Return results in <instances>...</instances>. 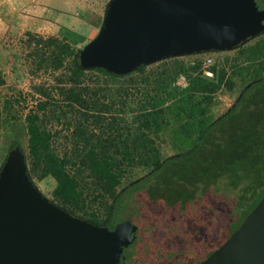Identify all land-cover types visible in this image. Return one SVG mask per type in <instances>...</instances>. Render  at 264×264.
Returning <instances> with one entry per match:
<instances>
[{
	"label": "trees",
	"instance_id": "obj_1",
	"mask_svg": "<svg viewBox=\"0 0 264 264\" xmlns=\"http://www.w3.org/2000/svg\"><path fill=\"white\" fill-rule=\"evenodd\" d=\"M259 2L264 7V0ZM59 51V63L62 57L68 58L73 82L61 94L67 106L84 109V120L90 117L96 122L101 117L87 115L85 111L90 108L100 111L95 92L102 88L74 84L86 71L98 72L113 81L137 74L143 82L132 94V99L136 98L133 115L136 125L124 135L116 125L113 135L102 130L96 133L95 128L81 125L74 127V135L83 143L77 151L80 163L112 195L103 218L83 219L111 229L130 216L135 223L130 222L139 229L144 222L154 228L155 223H149L150 216L141 212V208L157 209L154 215L159 225L178 227L177 233H167V249L177 259L176 263H169L180 264L183 255L190 252L193 261L182 260V264H197L238 226L264 194V75L250 81L226 112L207 121L203 115L208 102L202 103V99L218 88L222 72L207 80L192 76V71L175 63L166 73L164 70L148 73L146 66L140 65L134 72L116 75L101 68L82 69L78 65V50L74 51L68 43L60 45ZM180 73L187 75L183 88L175 85ZM123 92L127 94L126 89ZM169 100L174 121L185 129L194 124L196 129L192 130V138L191 131L182 134V138H191L184 150L161 159L152 134L168 126L164 115L168 105L164 104ZM36 106V111L25 117L31 166L39 168L41 176L54 178L55 197L63 202L75 201L80 191L76 177L67 167V155H59L50 147L49 133L37 123L38 112L45 109L46 101L40 100ZM181 112L186 118L179 117ZM111 126L109 123L107 128ZM15 145L17 142L13 141L11 146ZM135 164H148L151 169L115 192L123 170ZM160 206L166 211L164 215L160 214Z\"/></svg>",
	"mask_w": 264,
	"mask_h": 264
},
{
	"label": "rangeland",
	"instance_id": "obj_2",
	"mask_svg": "<svg viewBox=\"0 0 264 264\" xmlns=\"http://www.w3.org/2000/svg\"><path fill=\"white\" fill-rule=\"evenodd\" d=\"M107 2L108 0H0V165L12 147L11 143L17 142L24 154L28 176L37 189L50 201L80 218H103L112 195L80 163L77 151L83 143L80 137L74 135V127L81 125L95 128L96 133L102 130L105 134L111 132L113 135L116 134V125L124 135L136 125L133 121L136 98L132 99V94L135 93V88L143 84L137 74L113 81L98 72L86 71L74 84L79 87L88 84L92 89L96 86L102 88L95 92L100 111L96 108L85 111L87 115L101 116L96 122H92V118L88 116L84 120V109L76 105L73 108L67 106L61 94L73 82L68 58L62 57L60 63L58 61L60 45L68 43L76 51L92 39L99 30ZM255 2L262 8L259 0ZM175 63H181L186 70L192 71V76L199 75L207 80L223 73L218 88L202 99V103L208 102L203 117L207 121L215 120L234 104L250 81L258 75H264V32L231 49L167 57L145 65V69L148 73L158 70L166 73ZM205 70L210 71L211 76L206 75ZM186 84V73L178 74L175 85L183 88ZM123 88L127 90V94H124ZM40 100L46 101V107L38 112L37 123L49 133L50 147L59 155H67V167L76 177L80 191L75 201L63 202L55 197L52 193L54 178L50 175L41 176L39 168L33 169L31 166L25 117L36 111V104ZM171 101L164 104L168 105L164 111L168 126L152 134L161 159L184 150L193 136L192 130L196 129L194 124L185 129L174 121L173 107L169 106ZM179 117L186 118L183 112ZM109 123L112 126L108 129ZM184 131H191V138H182ZM150 169L148 164L127 166L114 191L117 192L144 176ZM159 211L160 214L166 212L162 206ZM141 212L149 215V223H155L156 226L150 228L144 222L134 244L128 249L124 248V253L131 257L125 264H142L145 259L162 260L163 264L176 263L177 259L167 249V233H177V224L167 228L159 225L158 217L154 215L157 209L142 207ZM124 219L135 223L130 216H125ZM182 260L192 262L190 252H186Z\"/></svg>",
	"mask_w": 264,
	"mask_h": 264
},
{
	"label": "water",
	"instance_id": "obj_3",
	"mask_svg": "<svg viewBox=\"0 0 264 264\" xmlns=\"http://www.w3.org/2000/svg\"><path fill=\"white\" fill-rule=\"evenodd\" d=\"M264 32L255 0H108L95 36L77 53L82 69L125 75L167 57L231 49ZM129 220L112 229L46 198L12 146L0 165V264H119L135 238ZM197 264H264V194Z\"/></svg>",
	"mask_w": 264,
	"mask_h": 264
},
{
	"label": "flooded vegetation",
	"instance_id": "obj_4",
	"mask_svg": "<svg viewBox=\"0 0 264 264\" xmlns=\"http://www.w3.org/2000/svg\"><path fill=\"white\" fill-rule=\"evenodd\" d=\"M116 224V223H115ZM114 224V225H115ZM113 225V226H114ZM136 225V230H135V232H134V235H135V238H134V240L132 241V243L131 244H129L128 246H126V247H123V249H122V252H121V255H120V260H119V264H125V262H126V260L128 259V258H131L130 256L128 257L127 255H126V253H124V248L126 249H128V247H130L132 244H134V242L136 241V238L138 237V235H139V227H138V225L137 224H135ZM113 226L111 227V229L113 228ZM155 260H153V259H145L144 261H142L141 263L142 264H163V262H162V260L159 262V261H155ZM162 262V263H161Z\"/></svg>",
	"mask_w": 264,
	"mask_h": 264
},
{
	"label": "built area",
	"instance_id": "obj_5",
	"mask_svg": "<svg viewBox=\"0 0 264 264\" xmlns=\"http://www.w3.org/2000/svg\"><path fill=\"white\" fill-rule=\"evenodd\" d=\"M207 61H209V60H207ZM204 73H205L206 75H209V76H211V74H212V73H211L210 71H208V70H205ZM183 84H184V83H183Z\"/></svg>",
	"mask_w": 264,
	"mask_h": 264
},
{
	"label": "crops",
	"instance_id": "obj_6",
	"mask_svg": "<svg viewBox=\"0 0 264 264\" xmlns=\"http://www.w3.org/2000/svg\"><path fill=\"white\" fill-rule=\"evenodd\" d=\"M47 1H49V0H47Z\"/></svg>",
	"mask_w": 264,
	"mask_h": 264
}]
</instances>
